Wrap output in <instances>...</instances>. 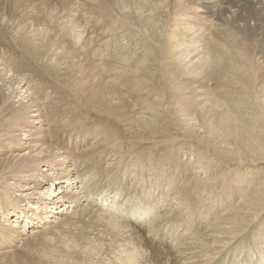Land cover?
<instances>
[{
	"label": "bare ground",
	"instance_id": "6f19581e",
	"mask_svg": "<svg viewBox=\"0 0 264 264\" xmlns=\"http://www.w3.org/2000/svg\"><path fill=\"white\" fill-rule=\"evenodd\" d=\"M209 4L0 0V264H264L263 10Z\"/></svg>",
	"mask_w": 264,
	"mask_h": 264
},
{
	"label": "rangeland",
	"instance_id": "374dc122",
	"mask_svg": "<svg viewBox=\"0 0 264 264\" xmlns=\"http://www.w3.org/2000/svg\"><path fill=\"white\" fill-rule=\"evenodd\" d=\"M176 1H179L180 3H182V5L186 8V10H187V12H192L193 10H194V8H201V6H203L204 5V3L207 1V3H210L209 5H210V7H212V12L210 11L209 12V9H207L208 10V12L210 13V15H211V18L213 19V20H220L221 18H223V17H221V16H219V15H217V14H219V11L217 12V9L216 8H218V10H222V9H225V10H232V11H234L236 14H240L241 16H242V18H243V21H242V25L243 24H245V21H246V24H248L249 26H251L253 23H255V20L253 19L252 20V16H257L258 15V11L259 10H263V15H264V2H263V0H241V3L239 2V0H237V2L235 3V1L234 0H175V2ZM189 1H190V3H189ZM217 1V2H216ZM232 1H233V3H232ZM213 2H216L217 4H215V3H213ZM223 4H222V3ZM257 2V3H256ZM185 3V4H184ZM212 3V4H211ZM218 3H220V5L222 6H219L218 5ZM226 3H227V6H226ZM240 3V4H239ZM214 4V5H213ZM229 4V5H228ZM236 4V5H235ZM244 4V5H243ZM251 4V5H250ZM216 5V6H215ZM232 5V6H231ZM235 7H234V6ZM242 5V6H241ZM174 6H175V3H174ZM216 8H215V7ZM226 6V7H225ZM215 9H214V8ZM223 7H225V8H223ZM234 7V8H233ZM229 8V9H228ZM231 8H233V9H231ZM235 9V10H234ZM80 11H83V10H79L78 12H79V14H81L82 15V18L84 17V16H86V18L89 20V21H86V18H84V19H82L81 18V16L80 15H78V16H80V18H78L76 21H75V23H78L79 22V20H81L80 22H79V24H78V26H80L81 27V29H84V27L85 26H87V27H85V29L84 30H86L87 32H90V15H88V13L87 12H85L84 11V13L83 12H80ZM214 11V12H213ZM87 13V14H86ZM78 14V13H77ZM86 14V15H85ZM89 18H88V17ZM217 16H219V17H217ZM250 18H251V21H250ZM225 19V18H224ZM82 20H84V21H82ZM217 20V21H218ZM222 20V19H221ZM220 20V21H221ZM248 20H249V22H248ZM82 22V23H81ZM90 22V23H89ZM223 22V21H222ZM87 23H88V25H87ZM224 23V22H223ZM90 24V25H89ZM251 24V25H250ZM77 25V24H76ZM255 25V24H254ZM77 26V27H78ZM89 26V27H88ZM79 27V28H80ZM77 29L76 28V31H78V30H80V29ZM89 29V30H88ZM100 29H101V26H98L97 28H95L94 29V32H95V34H97L99 31H100ZM84 30H80V31H83V34L86 32V31H84ZM87 32L85 33V34H87ZM252 37H254L255 38V36H253L252 35ZM264 38V37H263ZM263 38H262V36H258V39H254V40H252L251 41V43H249V46H248V49H249V51H250V53H256L257 54V48H258V44L259 43H261L262 42V40H263ZM258 40V41H257ZM263 62V61H262ZM263 65H264V62H263ZM69 124V122L68 123H66V124H63V126L62 127H65V126H67ZM86 138L88 139V142L90 143V144H93V142L95 141V139H92L90 136H86ZM157 153H160V152H157ZM173 154H177V153H173ZM171 155V158H170V160H173V161H175L176 159H180V154H179V157L178 158H175V157H173L172 156V154H170ZM102 161H103V166H102V170H101V172L97 175V178H98V180L99 181H101L102 179L104 180V179H106V180H109V179H113V177H114V175H116V174H121V172H122V170H123V166H120L119 168H112V167H109L108 165H107V161H106V159L105 158H101L100 156H98V162H99V164H101L102 163ZM162 173H164V170L162 169ZM164 175V174H163ZM127 180H129L128 178H127ZM132 181V180H131ZM134 181H136V180H133V182ZM138 184V183H137ZM154 187V189H155V185L153 186ZM153 187H152V189H153ZM139 238H142V236H140ZM100 250H101V252H102V254H101V252H100ZM99 250V252H100V254H99V258L101 259V261L102 262H104L105 260L104 259H102V258H105V259H109V256L106 254L107 253V251L105 250V249H100ZM102 250H104V251H102ZM106 251V252H105ZM121 252V251H120ZM120 252H118V253H120ZM121 254V253H120ZM104 255H106V256H104ZM102 256V257H101ZM104 256V257H103ZM107 256H108V258H107ZM87 262H88V260H87ZM102 262L100 263V264H102ZM119 262H116V264H118ZM159 263H162V261H159ZM147 264V263H146ZM148 264H150V263H148Z\"/></svg>",
	"mask_w": 264,
	"mask_h": 264
}]
</instances>
